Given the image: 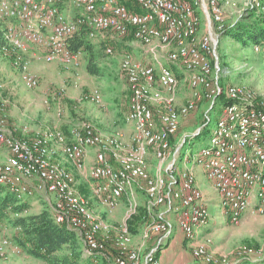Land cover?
Here are the masks:
<instances>
[{
    "label": "built area",
    "instance_id": "2783aa9c",
    "mask_svg": "<svg viewBox=\"0 0 264 264\" xmlns=\"http://www.w3.org/2000/svg\"><path fill=\"white\" fill-rule=\"evenodd\" d=\"M251 6L264 11V0H252ZM0 20L7 27L1 51L13 54L20 80L28 88L39 85L28 53L34 49L37 59L79 65L81 52H73L69 45L80 32L107 55L114 54V41L132 34L155 58L166 50L167 59L173 63H142L130 52L123 53L121 70L131 92L125 116L132 127L129 141L121 133L106 134L87 122L75 125L68 133L50 128L31 138L17 137L8 129L5 107L0 103V145L7 156L0 162V189L11 191L21 202L37 193L52 196L48 200L53 218L78 233L84 255L103 253L104 241L110 239L113 228L95 213L89 199L77 189L74 173L56 158L61 151L94 181L95 194L108 212L127 201L130 217L138 207L135 186L143 188L150 205H164L175 213L194 257L207 264H228L226 256L216 257L211 251L210 237L200 238V229L209 223L210 198L194 168L179 171L174 167L176 155L171 146L182 117L194 112L203 99L215 108L217 97L224 93L229 102L220 106L217 124L195 161L220 194L222 213L231 223H239L250 207L264 210V106L254 103L253 89L220 83L223 71L218 45L225 29L220 0H0ZM203 24L205 30L200 34ZM254 49L262 47L255 45ZM179 68L186 73L191 93L182 106L175 107ZM155 85L169 94L160 109L153 107L158 99L153 95ZM86 98L103 103L99 88ZM91 150L94 162L87 167ZM150 153L157 160L155 175L149 169ZM174 226L165 217L150 224L149 231L160 237L157 246L146 254V264H161L158 247ZM12 244L4 239L1 250L12 247L21 254L22 249ZM115 244L117 253L110 264H142L127 220L116 228ZM253 254L264 256V248L244 247L239 257Z\"/></svg>",
    "mask_w": 264,
    "mask_h": 264
},
{
    "label": "rangeland",
    "instance_id": "374dc122",
    "mask_svg": "<svg viewBox=\"0 0 264 264\" xmlns=\"http://www.w3.org/2000/svg\"><path fill=\"white\" fill-rule=\"evenodd\" d=\"M220 3L224 9L225 25L233 24L240 17L249 15L251 10L264 13L261 9L251 6L252 0H220ZM2 22L0 20V30L4 33L7 27L4 22L1 25ZM204 30L203 24L200 34ZM114 42V54L107 55L104 50L100 52L97 63L101 69V75H92L88 72L87 60H85L82 53L80 54L79 65L66 64L60 61L46 62L37 59L36 56L27 58L31 71L39 78V85L35 88H28L20 80L19 72L14 66L13 54H4L1 51L2 45L0 44V52L5 56L2 61L5 62L7 67H4V73H0V103L4 104L5 110L8 108L7 103H9V107L13 105L16 111L19 109L25 110L27 114L31 113L33 117L36 116L40 121L47 119L50 125L54 127L57 124L56 127L67 133L72 127L83 122L92 124L98 130L108 129L109 133L118 131L125 133L127 127L124 116L130 109L131 92L126 76L121 70L120 62L123 53L130 52L137 61L142 63L156 65V60L165 62L169 66H172L173 63L167 59L166 50L159 51L157 58H155L150 50L144 48L133 37L119 38ZM32 51L36 50L33 49ZM218 53L220 57L219 66L223 71L220 73L221 84L223 86L236 84L253 89L256 98L254 103L264 106V47L256 51L253 44L243 45L232 36L221 34ZM2 55L0 53V58H3ZM178 73L179 84L174 99L175 107L182 106L191 93L186 80V73L180 68ZM6 78H8L7 81ZM2 83L9 84V91L5 94H1ZM95 88H99L102 92V104H97L86 98ZM156 94L158 99H155L153 107L160 109L164 99L169 97V94L165 89L155 85L153 95ZM219 105V100H217L215 108H210L211 103L203 99L197 103L194 112L182 117L179 130L171 141L172 151L176 155L174 167L179 171L185 170L187 167L194 168L199 184L210 198L208 224L211 229L207 233L211 238L210 248L214 255L216 257L226 256L228 264H243L242 262L247 259H259L256 260V263L264 264L263 255L253 254L250 257H239V252L244 247H254L255 250L264 248V210L259 211L256 209L245 213L239 223L227 221L228 218L222 213L220 194L213 188L203 168L195 161V155L207 140L194 139L193 137L201 131L208 128L212 130L216 126L222 112ZM109 118L113 120L111 121V127L107 126V122H105ZM204 137L201 136V139ZM186 148H188L187 153L183 157ZM187 157L189 158L188 161ZM171 162L172 160L169 161V164ZM66 163V160L62 158L61 164L66 167ZM149 169L152 175L156 174L157 160L153 153L149 155ZM164 174L168 175V173ZM84 178L81 184H77V189L89 199L91 208L99 217L105 220L107 216L113 218L111 224L113 230L109 233L110 239L106 238L107 240L104 241L105 249L103 253L109 255V259L116 255L115 230L124 220L128 221L134 215L135 218H132L133 221L129 223L130 232L133 235V246L140 249L141 259H143L152 248L157 246L160 237V235L157 236L149 231L150 224L156 219L163 218L168 208L166 206L150 205L146 191L135 186L138 202L136 212L128 217V203L123 201L115 211L110 213L106 206L98 202L95 197L94 181L88 178L85 173ZM49 198L52 199V196L40 193L32 197H26L24 202L28 203L29 208L25 214L39 213L45 208L51 211ZM173 222L175 227L179 228L176 217ZM17 231L6 219L0 223V264H38L39 262L50 264L48 261L34 257L25 251L21 254L15 253L12 247H5L1 250L4 239H9L15 244L14 235ZM136 237L139 239L136 240ZM164 245H160L157 252L161 248L164 249L166 247ZM110 247L112 248L110 249ZM65 252H61V254ZM112 254L113 256H111ZM192 258L199 264H206L203 260L195 258L193 254Z\"/></svg>",
    "mask_w": 264,
    "mask_h": 264
},
{
    "label": "trees",
    "instance_id": "16d2710c",
    "mask_svg": "<svg viewBox=\"0 0 264 264\" xmlns=\"http://www.w3.org/2000/svg\"><path fill=\"white\" fill-rule=\"evenodd\" d=\"M222 34L232 36L243 45L253 44L264 47V13L251 10L249 15L240 17L233 24L225 25ZM128 37L133 36L131 34ZM5 42L4 33L0 30V44L3 46ZM69 47L73 52L84 54L89 73L101 75L97 61L103 49L94 44L85 32L77 33L71 39ZM217 99L219 106L222 105L221 101L229 102L224 93H221ZM209 133L208 128L193 138L206 141ZM201 136L206 138L201 139ZM174 137H171V141ZM28 208V203L21 202L14 193L0 189V216L2 220L6 219L11 226L18 230L14 235V242L22 249V252L25 251L34 257L44 259L50 264H110L111 259L106 253L85 256L83 243L78 233L66 224L57 223L50 209L45 208L39 213L25 214ZM132 218H135L134 215L128 219V226L133 221ZM129 229L131 230L130 226ZM64 251L66 252L61 254Z\"/></svg>",
    "mask_w": 264,
    "mask_h": 264
},
{
    "label": "crops",
    "instance_id": "0c3cea01",
    "mask_svg": "<svg viewBox=\"0 0 264 264\" xmlns=\"http://www.w3.org/2000/svg\"><path fill=\"white\" fill-rule=\"evenodd\" d=\"M4 24H6V23L4 22ZM32 52L33 51H30L28 53V55H27L28 58L35 57L34 52L33 53ZM0 53L2 55V52H0ZM2 57L3 58H0V73H4V69L7 68L5 62L2 61L5 56L2 55ZM7 79L8 78H6L5 80L7 81ZM1 87H2L1 94H5V92L7 93L9 91V84L8 83H2ZM7 105H8V108H6V110H5L7 127L17 137L31 138L33 135H35V133L43 132V131H46L50 128H58V127H56L57 124H55L54 127L52 125H50V123L47 121V119L40 121L39 119H37L36 116L33 117L31 115V113L27 114L25 112V110L19 109L18 111H16L15 108L13 107V105H10V107H9V103H7ZM23 116H25L26 119ZM125 116H124V122H125V125L127 127L124 131L125 133H122L120 131H118L116 133H121L124 137V140L129 141L131 134H132V127L126 123ZM111 121H113V120L110 118L105 120V122H107V126L111 127ZM99 130L102 131L103 133H106V134L115 133V132L109 133L108 129H106V130L105 129L104 130L99 129ZM94 157H95V153L93 150H91L90 153L87 155L86 161H85L87 167H89V165L94 162ZM6 158H7L6 151H5L4 147L0 145V162H4L6 160ZM56 158L60 162H62V158H64L66 160V162H67L66 167L69 170H71L76 177V186H77V184H81L82 181L85 179L84 178L85 170L79 169L71 161L66 159V157L60 151L56 155ZM77 176H78V179H77ZM94 193H95V191H94ZM95 197L97 198L98 202L101 203L99 197L96 194H95ZM161 206H164V205H161ZM166 210L167 211H165L164 217L166 219L174 221V219L176 217L175 213L169 212L168 209H166ZM253 210H256V209L253 207H250L245 213H247L249 211L251 212ZM106 220L110 224H112V222H113L112 216H107ZM227 221H229V220H227ZM210 229H211V227L209 224L202 227L200 229V233H199L200 238L202 239L203 237L208 236L207 232ZM202 230H203V232H201ZM155 235L159 236V234H157V233H155ZM135 239L138 240L139 238L136 237ZM164 244H165L164 246H166V247L164 249L161 248V250L158 252V257L161 261V264H199L192 258V254H193L192 246H191L190 242L185 238L184 233L180 228L174 226L172 234L170 236H168V238L165 240ZM166 244H168V245H166ZM256 260H259V259H247L246 261H243L242 263L243 264H261V263H256L257 262ZM38 264H42V262H39ZM142 264H146L145 257H143V259H142ZM237 264H240V263H237Z\"/></svg>",
    "mask_w": 264,
    "mask_h": 264
}]
</instances>
